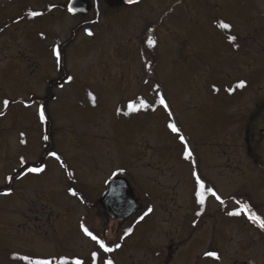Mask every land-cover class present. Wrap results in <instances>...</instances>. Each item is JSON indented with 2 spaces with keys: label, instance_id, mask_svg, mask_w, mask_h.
Returning <instances> with one entry per match:
<instances>
[{
  "label": "rangeland",
  "instance_id": "obj_1",
  "mask_svg": "<svg viewBox=\"0 0 264 264\" xmlns=\"http://www.w3.org/2000/svg\"><path fill=\"white\" fill-rule=\"evenodd\" d=\"M52 1L62 6L68 0ZM29 2L36 9L45 5L41 0H0V21L9 16L0 28L25 14L15 3L24 8ZM175 2L144 0L137 6L119 8L110 16L109 28H101L97 38L78 29L79 19L60 8L34 26L25 20L0 30V39L15 40L4 43L5 49L12 47L16 52L24 51L27 44L17 39L43 38V45H50L54 35L60 43L75 39L64 69L65 74L72 73L71 83L57 92L56 116L63 119L54 125L61 132L56 145L65 155L66 139H74V153L68 156L75 172L72 190L77 193L75 198L69 197L65 179L52 170L49 180L39 182L38 199L33 198L36 201L28 197L30 193L15 200L1 195L0 264H29L20 257L54 258L58 262L64 258L67 264H75L76 260L83 264H106L107 260L113 264H163V258L157 256L158 245L170 243L179 249L169 264H195L197 252L208 247L213 238L218 249L224 250L230 243L234 252L237 240L227 238L232 220L218 214L207 219L194 216V203L183 214L180 206L185 204L184 197L171 200L161 186L176 183V179L171 180L173 171L165 167L178 166L174 152L179 154V135L171 131L169 124L190 135L192 146L204 157L199 164L205 172L211 154L219 155L225 150L223 131L242 116L234 115L237 104L249 100V95H254L263 83L264 0H185L173 7ZM221 22L230 29L221 28ZM151 24H158L159 35V65L154 78L160 85L155 86L154 79L144 72L140 54L144 32ZM30 27L41 31L33 33ZM229 37L236 39L231 41ZM37 57L43 63L37 70L41 82L59 74L54 61L51 63L44 55ZM5 81L4 88L19 92L18 96L27 97L32 90L31 85L11 86ZM240 82H244L243 88L236 87ZM34 90L33 93L40 90L37 84ZM1 91L0 110L4 98ZM162 95L167 109L151 104ZM138 97L150 104L151 114L139 111L125 115L128 104ZM9 126L8 117L0 116V189L5 184L6 162L19 153L16 148L8 155L5 137L9 133L17 137L21 122H13L15 133L5 130ZM28 158L36 159L30 153ZM115 173L130 180L140 200L137 214L122 224L105 216L99 218L97 205L95 208L100 192ZM205 175L216 179L210 167ZM254 175V180H259L258 173ZM51 186L59 193L54 195ZM44 189L49 194L41 199ZM81 225L89 231H99L95 234L98 237L106 233L115 246L119 239L122 246L118 251L103 252L85 235ZM94 252L98 253L95 259ZM260 262L264 259L260 258ZM202 264L216 262L210 259Z\"/></svg>",
  "mask_w": 264,
  "mask_h": 264
},
{
  "label": "flooded vegetation",
  "instance_id": "obj_2",
  "mask_svg": "<svg viewBox=\"0 0 264 264\" xmlns=\"http://www.w3.org/2000/svg\"><path fill=\"white\" fill-rule=\"evenodd\" d=\"M9 1L14 3V0ZM19 1L21 3V0ZM41 1L45 5L39 9L34 8V4L31 2H29L30 5L28 6L24 5V8L19 3H15L16 6L22 8L21 10H24L25 14H22L18 18L16 16L13 24L16 25L26 20V23H32L34 26L39 19L49 17L59 8L68 11V4L70 2L68 0L64 5L60 6L61 4L59 5L52 0ZM184 1L177 0L179 4L176 6L178 7ZM139 3L126 4L122 0H88V7L84 5V9L87 12H79L71 16L79 19L80 24H78V29L85 30L86 32L90 31L93 38H97L96 35L100 37L101 28H109V18L113 15V12L122 7L137 6ZM191 8H188L187 11H192ZM33 11L39 12L41 15L30 16L29 13ZM8 17L6 16L4 21L9 19ZM4 21L2 20L0 23ZM13 24L5 22L4 27L0 28L1 32ZM32 27H30V31L33 33L41 31L35 28L32 29ZM49 34L52 35L53 32ZM53 37L55 39H53L50 45H43L45 42L43 38L17 39L19 43H27L24 51L17 50V52L12 47L5 49L6 45L4 43L15 41L14 39H0V54H2L0 55L2 57V61H0V89H2L1 93L4 95L3 101L8 100L10 102L8 107L5 108L2 101L0 116L8 117L10 126L5 129L6 131L11 130L15 133L19 129L18 133L16 132L17 137H13L10 133L5 137L9 144V146L7 145L8 155L16 148L19 153L15 158L11 159L9 157V160L6 162L4 173L5 184L0 189V196L2 195L4 198L11 197L15 200L22 194L26 195L30 193L31 195L29 194L28 196L30 199L35 197L38 199V184L44 178L49 180V173L52 170L60 173L56 176L65 179V183L68 184L66 193L69 197L75 198L69 191L73 189L75 172L68 156L69 152L74 153L75 145L72 143L74 139H66L65 149L67 152L65 155L58 148V145H56L61 132L60 128L54 125L58 119H63L62 116L61 118L60 116H56V113L59 111V94L57 92L59 90L62 91L65 86H68V84L64 83L67 79L64 69L67 66L70 48L74 43L72 40L67 42L63 40L60 43L58 36L54 35ZM54 49L60 52L59 63H57L54 55ZM41 55H44L51 63L54 61V67L59 73L56 77L50 78L49 76L47 80L42 82L40 81V71L37 72L43 64L37 57ZM60 65L62 66L61 69ZM4 80H6L5 82H9L11 86L20 85L26 87L27 84L31 85L32 90L27 92V97L18 96L19 92L11 93L4 88V84L2 83ZM261 83L257 86L258 89L255 90V94L249 95L251 96L249 100L240 102L238 103L239 105L237 104L234 115L240 117L239 114L241 113L242 116L237 122L227 126L223 131L222 137L227 141L225 150L222 153L219 152V155L211 154L212 159L209 167L211 174L216 178L215 181L205 175L209 167L205 172L200 168L199 161L204 157H201V153L196 151V148L192 146L190 135L184 132L182 128H179V136L183 135L185 137L187 148L191 151V157L186 158L184 152L185 145L179 139L177 147V149L179 148V154H176V151L174 152V155L177 156V168L174 167L175 164L165 166L170 168V171H173L171 180L176 179V183L162 184L161 191L165 192L174 201L177 199L176 196L182 195L184 197L183 202L185 204L182 203L180 206L181 213L185 214L189 206L194 203V216L207 219L218 214L233 221L230 223L227 238L232 236V241L234 239L237 240L234 252L231 250L232 244L230 243L224 246V250L218 249L213 238L208 247L197 252L195 264H202L206 260L214 259L205 255L209 251H214L218 254L219 259H215L216 264H264V262H260V258L264 259V229L258 224L253 223L248 218L246 212L241 211L242 205L247 204L252 212H255L257 216L264 219V81ZM35 84H37L40 90L33 93L35 91ZM8 95L11 96L9 97ZM41 105L44 107L45 112V119L43 121H41L39 116ZM14 121H20L21 126L14 129ZM12 138L15 139L16 143L10 141ZM169 148H174V145ZM23 151L28 152V154L30 153L31 156H35L36 159L30 160L28 154H24ZM52 152H55L60 159L57 160L50 155ZM21 158L27 163L21 165ZM37 166H44L45 170L42 173L27 172L28 167ZM193 173L199 176L205 186L204 205H200L197 202L195 193L198 190V185ZM255 173H258L259 180H254ZM9 177H11V180L8 179ZM56 180L57 183L60 181L59 179ZM52 182L55 183L56 181ZM207 189L214 191L224 203H220V200H217ZM52 190L54 195L59 193L55 187ZM103 191L100 192V195ZM42 193L40 192L41 199H46L49 192L44 189ZM33 200L36 201V199ZM97 207L99 209V218L105 216L108 220L107 212L103 206L97 205ZM234 211H241V214H228ZM197 213L200 214L197 215ZM126 222L118 221V224ZM206 223H203L201 227ZM196 228L199 229L200 227ZM109 243L111 244V242ZM178 249V246L173 243L164 244L163 246L158 245L159 251L157 256L163 258V264H169ZM235 256L237 257L236 260L233 259Z\"/></svg>",
  "mask_w": 264,
  "mask_h": 264
},
{
  "label": "snow or ice",
  "instance_id": "obj_3",
  "mask_svg": "<svg viewBox=\"0 0 264 264\" xmlns=\"http://www.w3.org/2000/svg\"><path fill=\"white\" fill-rule=\"evenodd\" d=\"M133 2H135V0H129V3H133ZM69 11H73V9L69 8ZM29 15L32 16V17H35V16H38V15H41V13L33 11V12H30ZM219 26L221 28H223V29H230V25H228L227 23L221 22ZM88 35H92V33L89 31ZM229 39L231 41H235L236 38L235 37H229ZM148 43H149V46H154L155 45V41L151 40V39H149ZM53 52H54V55L56 57L57 63H59L60 62V52H59V50L54 49ZM69 79H71V78H69ZM244 86H245L244 82H240L239 84L236 85L237 88H243ZM90 96H91V94H90ZM91 99L93 100V102H95V97H91ZM9 103L10 102L8 100L3 101L4 107L7 108ZM159 103L167 109L168 106H167L163 96H160ZM149 107H151V106L149 104H147L142 99L139 101V103L130 102L128 104L129 112H126L124 114L128 115L130 112H137V111H139L142 108L143 109H147ZM39 116H40L41 121H43L45 119L44 107L42 105L40 106V109H39ZM169 128L171 129V131L173 133H176V134L179 135L180 129L175 124H169ZM45 139H47V137H45ZM179 139H180V142L185 145L184 152H185L186 158H190L191 157V151L187 148V141L185 140V137L183 135H180ZM50 155L55 157L57 160L60 159V157L57 156V154L55 152L50 153ZM20 162H21V165H24V164L27 163L23 158H21ZM44 170H45L44 166L28 167L27 168V172H29V173H42ZM69 175H71V174H69ZM193 175L196 177V183L198 185V190L195 193V195L197 197V202L200 205H204V203H205V195H204L205 186H204L203 182L200 180L199 176L196 173H193ZM8 179L11 180V177H9ZM69 191H70L71 195H73V196L77 195L75 190L70 189ZM207 191L210 192L213 196H215L217 200H220V203H222V204L224 203V201L221 200L220 197L214 191H212L211 189H207ZM151 211H152V209H148V212H151ZM241 211L246 212V214L248 215V218L253 223L258 224L262 229H264V219H262L260 216H257L255 214V212H252L250 207L247 204L242 205ZM241 211H234V212H230L228 214L229 215H240ZM148 212H146L145 215H147ZM199 214L200 213H197V215H199ZM140 219H143V216L140 217ZM81 227H82L83 232L85 233V235H87L93 241H95V243L99 246V249L103 250V252H112V251H114V249L112 247H109L103 239H101L97 235H94L93 232L89 231V229L87 227H85L84 225H81ZM128 231L130 232L131 229H129ZM115 247L119 248L120 245L116 244ZM97 255H98V253L94 252L92 254L93 259H95L97 257ZM205 255L209 256V257H212L214 259H219L218 254L215 253L214 251L206 252ZM20 259L28 260L29 264H52L51 260H31L29 257H20ZM60 264H67V261L66 260H62L60 262ZM75 264H83V262L80 261V260H76ZM106 264H113V261L112 260H107Z\"/></svg>",
  "mask_w": 264,
  "mask_h": 264
},
{
  "label": "water",
  "instance_id": "obj_4",
  "mask_svg": "<svg viewBox=\"0 0 264 264\" xmlns=\"http://www.w3.org/2000/svg\"><path fill=\"white\" fill-rule=\"evenodd\" d=\"M122 1L129 3V0ZM138 1L140 0H135V2ZM84 5L88 7V0H71L68 9L72 8V13L87 12ZM97 203L101 204L108 216L114 220L130 218L136 213L139 205L129 179L122 176H117L110 181L108 189L101 195Z\"/></svg>",
  "mask_w": 264,
  "mask_h": 264
},
{
  "label": "trees",
  "instance_id": "obj_5",
  "mask_svg": "<svg viewBox=\"0 0 264 264\" xmlns=\"http://www.w3.org/2000/svg\"><path fill=\"white\" fill-rule=\"evenodd\" d=\"M158 24H151L146 27L144 32V37L141 43V51L144 62V72L147 74L148 78L154 79L157 85H160V82L155 79L156 78V69L158 66V34H157ZM149 39L155 41L154 46H149ZM155 77V78H154ZM159 83V84H158Z\"/></svg>",
  "mask_w": 264,
  "mask_h": 264
}]
</instances>
